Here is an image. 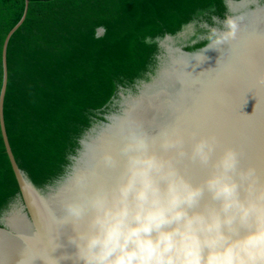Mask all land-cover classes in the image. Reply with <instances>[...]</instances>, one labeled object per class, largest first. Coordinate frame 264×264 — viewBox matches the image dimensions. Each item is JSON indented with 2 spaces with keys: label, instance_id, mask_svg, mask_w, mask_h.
<instances>
[{
  "label": "water",
  "instance_id": "1",
  "mask_svg": "<svg viewBox=\"0 0 264 264\" xmlns=\"http://www.w3.org/2000/svg\"><path fill=\"white\" fill-rule=\"evenodd\" d=\"M224 1V17L214 15L212 22L192 20L176 33L155 37L159 51L149 77L120 85L104 118L82 133L65 172L38 186L19 166L4 118L7 47L27 15L29 0H25L24 12L2 47L0 125L20 191L0 214V264H79L76 248L69 242L73 226L61 223L64 205L81 198L82 189L75 184L78 174H87L83 191L89 193L100 183H114L120 169L107 167L103 154L111 152L122 165L129 119L143 126L150 150L163 155L177 151L163 148L165 135L181 134L189 156L178 159L177 166L193 183H201L212 170L211 165L202 166L189 158L202 137L217 138L213 160L225 147H234L240 153L241 167L254 165L264 175V84L258 82L264 75V0ZM228 17H243L237 39L213 46L211 30H225ZM104 32V26L97 27V35ZM203 39H207L204 45L186 48Z\"/></svg>",
  "mask_w": 264,
  "mask_h": 264
},
{
  "label": "trees",
  "instance_id": "2",
  "mask_svg": "<svg viewBox=\"0 0 264 264\" xmlns=\"http://www.w3.org/2000/svg\"><path fill=\"white\" fill-rule=\"evenodd\" d=\"M24 7L25 0H0V90L3 42ZM225 12L224 0H29L7 47L4 118L19 166L38 186L60 177L120 85L154 70L155 37ZM19 191L0 125V214Z\"/></svg>",
  "mask_w": 264,
  "mask_h": 264
},
{
  "label": "clouds",
  "instance_id": "3",
  "mask_svg": "<svg viewBox=\"0 0 264 264\" xmlns=\"http://www.w3.org/2000/svg\"><path fill=\"white\" fill-rule=\"evenodd\" d=\"M242 20L228 17L225 30L212 29V45L236 40ZM258 82L264 84V75ZM126 136L122 165L111 152L103 154L107 167L120 169L114 183L89 193L83 191L87 174H78L81 198L64 205L61 223L73 226L69 242L79 264H264V175L256 166L241 167L234 147L213 160L217 138L202 137L189 158L212 170L193 183L177 166L189 156L181 134L163 140L174 155L150 150L134 119Z\"/></svg>",
  "mask_w": 264,
  "mask_h": 264
}]
</instances>
